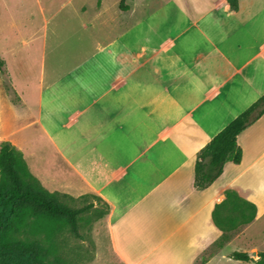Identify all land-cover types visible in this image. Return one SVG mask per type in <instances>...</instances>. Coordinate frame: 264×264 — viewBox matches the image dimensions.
Segmentation results:
<instances>
[{
  "label": "crops",
  "instance_id": "0c3cea01",
  "mask_svg": "<svg viewBox=\"0 0 264 264\" xmlns=\"http://www.w3.org/2000/svg\"><path fill=\"white\" fill-rule=\"evenodd\" d=\"M9 1L7 29L20 21ZM11 1L26 32L0 72L19 99L1 92L0 139L41 185L102 198L122 264H249L230 258L233 241L217 248L213 212L235 190L257 206L254 223L264 216V116L239 136L240 165L207 190L193 183L200 151L264 95V0L237 11L228 0Z\"/></svg>",
  "mask_w": 264,
  "mask_h": 264
},
{
  "label": "trees",
  "instance_id": "16d2710c",
  "mask_svg": "<svg viewBox=\"0 0 264 264\" xmlns=\"http://www.w3.org/2000/svg\"><path fill=\"white\" fill-rule=\"evenodd\" d=\"M228 1L231 9L237 11L238 0ZM4 66L0 57V72ZM263 116L264 95L200 151L195 163V189H209L222 177L228 164L242 163L239 136ZM225 196L226 199L213 212L214 223L223 233L217 248L229 243L236 231L249 226L257 217V206L240 197L237 191L227 190ZM60 197L59 193L50 192L41 185L20 150L10 141L1 143L0 264H71L64 260L57 239L66 231L78 235L80 215L94 204L75 209L62 203ZM106 205L107 211L99 215L111 212V207ZM257 257L256 264H264V252ZM230 258L246 263L254 261L248 252L236 251Z\"/></svg>",
  "mask_w": 264,
  "mask_h": 264
},
{
  "label": "rangeland",
  "instance_id": "374dc122",
  "mask_svg": "<svg viewBox=\"0 0 264 264\" xmlns=\"http://www.w3.org/2000/svg\"><path fill=\"white\" fill-rule=\"evenodd\" d=\"M9 3L10 4L5 7L4 11L8 13L7 17L9 18L10 16L11 18H15L16 20L20 21L18 23L15 22L13 27H11L10 29H7V18L5 19V21L0 22V57L6 63L4 67H6L7 69H9V65L11 63L10 59H12V57L10 56L11 52H9V50H13V46L18 42V34L23 35V32H26L24 31V29L19 30V24L20 22H22L23 24L26 15H23V10H21L17 5L12 4L11 0L9 1ZM31 11H33L32 13L34 21L32 22L34 28L41 29L42 20L39 15H36L37 7L34 9L33 6ZM55 26V22H52L50 25H48L47 28V32L49 33V45L51 44V42H53L52 31L55 30ZM8 36L11 39H8ZM38 42L40 43L41 39H39ZM10 44L12 46L11 48H9ZM37 57L39 56H34V58ZM1 92L3 94H7L9 96V99L13 103H18L19 99L14 93L11 83L6 75H0V96ZM31 99L32 96L28 94L27 100L31 101ZM3 119L4 125H2L0 128V138L6 136L7 132L9 131V126L7 123L9 122V114H7L6 108L5 112L3 113ZM11 119L13 120L11 121V125L13 126L16 121L13 117ZM19 121L21 120H18L17 124L19 123ZM22 125H24V122L20 124V126ZM32 132L33 129H29L24 133H21L20 135H31ZM3 141L7 140L0 139V146ZM59 194L61 195V202L71 208L79 209L87 206L90 203L94 204L93 208L80 215L78 220V235L66 231L58 237L56 244H58L57 246L59 247L64 260L71 264H122L114 256L111 248V244L108 238V229L106 225L107 214H104L103 216L99 215L100 212L107 211L108 207L106 205V202L104 201V203L103 201L99 200L97 195L90 191H86L76 196H71L63 193ZM249 226L240 228L233 235L230 234L232 235L231 241H233L234 243L228 247L229 250L248 252L250 254H252L253 252H256L257 254L264 252V216L261 217L258 222L254 223L249 229H247V227ZM258 260L259 258L256 256L254 257V261L250 262L249 264H256Z\"/></svg>",
  "mask_w": 264,
  "mask_h": 264
},
{
  "label": "water",
  "instance_id": "95a60500",
  "mask_svg": "<svg viewBox=\"0 0 264 264\" xmlns=\"http://www.w3.org/2000/svg\"><path fill=\"white\" fill-rule=\"evenodd\" d=\"M251 255H252L253 257H256V256H257V253H256V252H253Z\"/></svg>",
  "mask_w": 264,
  "mask_h": 264
}]
</instances>
